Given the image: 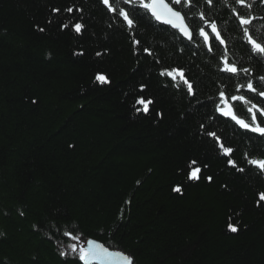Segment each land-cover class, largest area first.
Segmentation results:
<instances>
[{"label": "trees", "instance_id": "1", "mask_svg": "<svg viewBox=\"0 0 264 264\" xmlns=\"http://www.w3.org/2000/svg\"><path fill=\"white\" fill-rule=\"evenodd\" d=\"M121 6L136 21L132 31L100 0H0V264H82L59 254L75 242L66 231L130 254L134 264H264V173L246 159L264 157V136L216 111L221 91L249 122L231 96L264 107L247 90L249 81L264 90V58L232 15L233 7L249 10L235 0L173 5L190 27H205L206 44L198 30L189 41L143 9ZM251 14L249 30L264 43L261 0ZM67 21L81 22V33L71 24L61 30ZM225 57L241 71H223ZM172 68L184 70L195 95L160 75ZM140 96L153 100L147 115L133 107ZM192 160L198 180L188 179Z\"/></svg>", "mask_w": 264, "mask_h": 264}, {"label": "snow or ice", "instance_id": "2", "mask_svg": "<svg viewBox=\"0 0 264 264\" xmlns=\"http://www.w3.org/2000/svg\"><path fill=\"white\" fill-rule=\"evenodd\" d=\"M100 2L105 6L108 12L110 13H118V17L122 18V26L126 25L129 31L134 29L136 21L130 16L129 11L126 10L123 5H132L134 7H138L139 9H143L145 13H150L151 18L155 21L162 23L164 25L171 26L172 29L177 30L183 37L187 38L189 41L193 39L194 31L198 30V34L200 37H203L204 42L207 44L209 42V33L205 30L204 26H199L198 29H194L190 27L189 23L186 20L188 15L187 12H182L178 10L173 5L181 6L182 8L191 9L193 6L194 0H171V3L168 0H100ZM256 0H235V4L248 9L247 13H241L237 10L236 7L232 8V15L238 21L239 26L242 28L245 37L247 38V43L251 46V50L253 53L258 56L264 58V43L259 42L256 38L253 37L249 30V26L253 24V21L257 19L256 16L251 14V9L255 4ZM206 3L211 5L213 0H206ZM261 3H264V0H261ZM78 12H82V9L76 8ZM67 13H72L74 8L72 6L64 9ZM51 12L53 14H57L61 12V9L58 7L51 8ZM82 19V17H81ZM200 21H203L204 25L211 29V32L214 34L215 39L219 40L221 44H224L225 41L221 36L218 25L215 22H209L204 13L201 12L199 14ZM260 19H264V17H260ZM51 23V20L49 21ZM71 24V29L74 30L77 34H80L84 25L77 21L74 24L71 21H67L61 24V30L69 29ZM111 27V25H109ZM37 30L40 32L45 31L43 27L37 26ZM133 43L139 44L138 40H135L133 37ZM145 52H149L147 48L144 49ZM209 51H212L211 46H209ZM83 54V53H79ZM102 53L97 52L96 55L100 56ZM149 54H151L149 52ZM223 71L228 73H238L241 69L234 63H230L227 58L223 59ZM244 72H248V69H243ZM160 75L170 77L173 81V85L175 87H180V85H184L186 87L187 93L189 95H195L194 88L192 82L184 75L183 69H164L161 71ZM96 81L101 84L109 83L107 76L104 74L97 73L95 76ZM259 80L264 82V76H260ZM243 87V85H241ZM145 86L141 85L140 91H144ZM247 90L252 93H256L259 97L264 98V90H258L254 87L253 82L249 81L247 83ZM220 103L216 106V111L219 112L222 116L226 118H230L235 122L241 129L250 131L252 133H257L260 136H264V121H258L257 114L261 117H264V107L259 106L257 103L253 102L251 99L244 95H233L231 96V101L236 102L239 101L241 104L246 106V112L250 116L249 120L242 118L240 115L236 113L233 108V104L229 102V98L226 97V94L221 91L219 93ZM32 103H36L35 100ZM153 104V100L148 98L147 100L140 96L133 104L135 111L137 113L143 112L145 115L149 114V105ZM136 105H142L141 107H137ZM157 115H162L157 113ZM203 127V125L201 126ZM207 135L210 137H214L216 141H219V137L216 136L215 132H207ZM70 147H72L70 145ZM220 149L222 150V154L225 156H230L233 152L231 147H225L222 143L219 144ZM247 163L251 166L256 167L260 170V172L264 173V157H247ZM197 162L192 160L189 164L190 171L188 172L189 180H198L201 169L199 167H193ZM227 164L237 168L236 162L232 159L227 160ZM237 171L244 172V168H237ZM208 180H211V177H208ZM173 191L179 193L181 192L180 186H176L173 188ZM257 204L260 202H264V192H259L258 194ZM21 215L24 213L21 212ZM231 220V218H230ZM35 227V226H34ZM227 229L232 233H236L238 228L233 223L229 222L227 224ZM2 235V234H0ZM64 236L70 238V240L75 241L66 246L65 250L60 251L61 256H68L70 254H74L78 257V261L82 262V264H134V258L130 254H125L123 251H112L109 247H106L104 243L98 242L96 239H86L81 240L80 235H73L72 232L66 231L63 233ZM51 238V237H49ZM70 250V251H69Z\"/></svg>", "mask_w": 264, "mask_h": 264}, {"label": "water", "instance_id": "3", "mask_svg": "<svg viewBox=\"0 0 264 264\" xmlns=\"http://www.w3.org/2000/svg\"><path fill=\"white\" fill-rule=\"evenodd\" d=\"M162 24V23H161ZM164 25V24H163ZM166 26H169V25H166ZM169 27H171V26H169ZM185 38V37H184ZM187 39V38H186ZM98 241V240H97ZM99 242V241H98ZM101 243V242H100ZM110 250H112V251H119V250H113V249H110Z\"/></svg>", "mask_w": 264, "mask_h": 264}]
</instances>
